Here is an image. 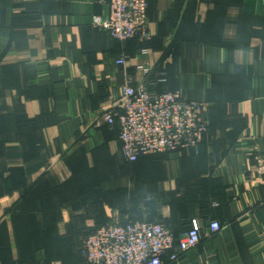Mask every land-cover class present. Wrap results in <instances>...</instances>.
Returning <instances> with one entry per match:
<instances>
[{
  "label": "crops",
  "instance_id": "0c3cea01",
  "mask_svg": "<svg viewBox=\"0 0 264 264\" xmlns=\"http://www.w3.org/2000/svg\"><path fill=\"white\" fill-rule=\"evenodd\" d=\"M108 12L0 0V264H89L82 241L130 221L175 234L164 264H264V0H149L144 42L95 27ZM127 84L206 103L199 147L125 162L100 118ZM194 227L200 244L173 260Z\"/></svg>",
  "mask_w": 264,
  "mask_h": 264
},
{
  "label": "built area",
  "instance_id": "2783aa9c",
  "mask_svg": "<svg viewBox=\"0 0 264 264\" xmlns=\"http://www.w3.org/2000/svg\"><path fill=\"white\" fill-rule=\"evenodd\" d=\"M108 4L105 17L97 16L94 26L113 39L127 42L148 41L149 0H99ZM148 50L144 49L143 54ZM126 66L125 57L117 61ZM146 74L149 70H145ZM117 107L104 109L100 118L110 127H120V154L135 163L142 157L181 153L197 149L209 131L207 105L188 100L181 91L157 93L147 85H125ZM97 122V126L101 125ZM255 172L264 176V153L256 157ZM223 229L218 221L210 224V235ZM201 242L199 228L184 233L177 246L176 260ZM176 236L164 224L130 221L125 225L110 224L83 240L81 253L89 264H164L163 256L175 249Z\"/></svg>",
  "mask_w": 264,
  "mask_h": 264
},
{
  "label": "trees",
  "instance_id": "16d2710c",
  "mask_svg": "<svg viewBox=\"0 0 264 264\" xmlns=\"http://www.w3.org/2000/svg\"><path fill=\"white\" fill-rule=\"evenodd\" d=\"M116 125H118V124H116ZM116 125H115V126H116ZM109 127H110V126H109ZM113 127H114V126H113ZM119 133H120V127H119ZM121 157H122V156H121ZM145 157H146V156H145ZM142 158H143V157H142ZM142 158H141V159H142ZM122 159H123L125 162H127V163H129V164H132V165L138 163V162L141 160V159H140L139 161H137V162H135V163H131V162L126 161L123 157H122ZM147 222H148V221H147ZM82 242H83V241H82ZM81 246H82V243H81ZM81 246H80V251H81ZM81 255H82V253H81ZM82 257H83V256H82ZM83 259H84V258H83ZM84 260H85V259H84ZM85 261H86V260H85ZM86 262H87V261H86Z\"/></svg>",
  "mask_w": 264,
  "mask_h": 264
}]
</instances>
